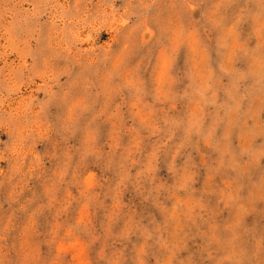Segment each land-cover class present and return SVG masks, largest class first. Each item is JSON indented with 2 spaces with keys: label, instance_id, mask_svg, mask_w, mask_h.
I'll list each match as a JSON object with an SVG mask.
<instances>
[{
  "label": "rangeland",
  "instance_id": "rangeland-1",
  "mask_svg": "<svg viewBox=\"0 0 264 264\" xmlns=\"http://www.w3.org/2000/svg\"><path fill=\"white\" fill-rule=\"evenodd\" d=\"M0 264H264V0H0Z\"/></svg>",
  "mask_w": 264,
  "mask_h": 264
},
{
  "label": "bare ground",
  "instance_id": "bare-ground-1",
  "mask_svg": "<svg viewBox=\"0 0 264 264\" xmlns=\"http://www.w3.org/2000/svg\"><path fill=\"white\" fill-rule=\"evenodd\" d=\"M72 163V162H71ZM78 172V171H77Z\"/></svg>",
  "mask_w": 264,
  "mask_h": 264
}]
</instances>
